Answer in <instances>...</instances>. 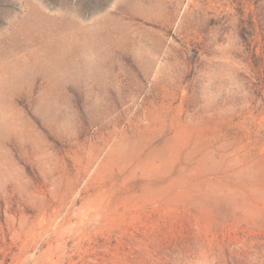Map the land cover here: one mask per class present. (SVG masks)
Masks as SVG:
<instances>
[{
    "label": "rangeland",
    "instance_id": "374dc122",
    "mask_svg": "<svg viewBox=\"0 0 264 264\" xmlns=\"http://www.w3.org/2000/svg\"><path fill=\"white\" fill-rule=\"evenodd\" d=\"M0 264H264V0H0Z\"/></svg>",
    "mask_w": 264,
    "mask_h": 264
}]
</instances>
